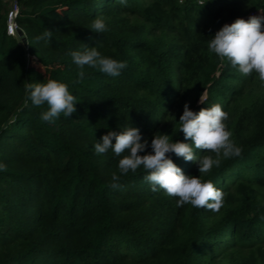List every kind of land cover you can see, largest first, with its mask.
Segmentation results:
<instances>
[{"label":"trees","instance_id":"obj_1","mask_svg":"<svg viewBox=\"0 0 264 264\" xmlns=\"http://www.w3.org/2000/svg\"><path fill=\"white\" fill-rule=\"evenodd\" d=\"M199 1L17 0L23 46L6 33L0 0V264H264V82L207 47L223 24L264 14V0ZM95 18L105 32L91 30ZM46 29L50 40L37 41ZM86 46L127 67L113 77L85 66L77 82L70 53ZM48 78L76 97L70 117L45 122L46 106L23 107L24 84ZM185 103L197 112L219 103L243 149L207 175L168 154L223 192L218 212L177 207L151 190L143 169L111 187L121 157L94 149L130 126L147 141L140 155L152 151L154 133L190 143L179 132Z\"/></svg>","mask_w":264,"mask_h":264},{"label":"clouds","instance_id":"obj_2","mask_svg":"<svg viewBox=\"0 0 264 264\" xmlns=\"http://www.w3.org/2000/svg\"><path fill=\"white\" fill-rule=\"evenodd\" d=\"M119 2L126 4V0ZM205 2L206 0H200L201 6ZM91 30L96 33L105 32V20L95 18ZM51 37L52 32L46 29L36 40L48 41ZM207 47L242 75L255 73L264 82V14L249 15L247 19L237 17L231 23L223 24L211 36ZM70 55L79 69L77 82L85 77V66L113 77L120 75L121 70L127 67L126 61L104 56L95 47L86 46L82 51H72ZM24 90L26 95L23 107H29V101L36 108L44 109L46 106V110L40 112V118L45 122H53L61 114L70 117L76 111V97L63 82L52 78L45 82H26ZM200 103H204L201 98ZM227 119L228 113L219 103L202 107L198 112L191 110L185 103L179 117V132L190 143L172 141L167 134L154 133L151 139L152 151L140 155L145 150L147 141H142L138 128L130 126L119 132L109 131L102 135L94 149L97 154L111 150L117 157H121L118 161V173L111 174V187H119L122 176L129 172L136 173L138 169H143L146 173L143 178L151 185V190L162 189L167 196L176 198L177 207L190 204L194 208L218 212L223 206L224 194L211 180L203 179L202 175L210 174L213 167H220L222 158L242 155V147L231 139L232 134L225 123ZM194 150L214 155L197 156ZM169 153H174L185 161L195 162L202 175H185L169 158ZM0 170L6 171V165L0 164Z\"/></svg>","mask_w":264,"mask_h":264},{"label":"built area","instance_id":"obj_3","mask_svg":"<svg viewBox=\"0 0 264 264\" xmlns=\"http://www.w3.org/2000/svg\"><path fill=\"white\" fill-rule=\"evenodd\" d=\"M7 13H6V33L10 36L17 37L16 17L19 11L17 0H7ZM200 2V1H199Z\"/></svg>","mask_w":264,"mask_h":264},{"label":"water","instance_id":"obj_4","mask_svg":"<svg viewBox=\"0 0 264 264\" xmlns=\"http://www.w3.org/2000/svg\"><path fill=\"white\" fill-rule=\"evenodd\" d=\"M17 36L20 39V41L23 44V46H26L27 45V40H26L25 34L22 31V29L17 28Z\"/></svg>","mask_w":264,"mask_h":264},{"label":"rangeland","instance_id":"obj_5","mask_svg":"<svg viewBox=\"0 0 264 264\" xmlns=\"http://www.w3.org/2000/svg\"><path fill=\"white\" fill-rule=\"evenodd\" d=\"M5 4L7 6V4H8L7 0H5ZM260 14H263L260 10H251V11L248 12V16L249 15H260Z\"/></svg>","mask_w":264,"mask_h":264}]
</instances>
